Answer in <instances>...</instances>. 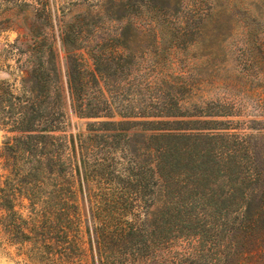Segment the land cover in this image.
<instances>
[{
    "label": "rangeland",
    "instance_id": "obj_1",
    "mask_svg": "<svg viewBox=\"0 0 264 264\" xmlns=\"http://www.w3.org/2000/svg\"><path fill=\"white\" fill-rule=\"evenodd\" d=\"M129 20L146 32L133 46V63L117 55L115 40ZM66 33L79 35L76 46L82 49L76 53L85 59L113 55L110 75L92 86L98 99L92 106L114 117L80 118L74 112L62 44ZM55 61L59 76L51 77L50 96L31 100L52 114L60 139L73 136L75 150L66 146L63 161L51 160L53 170L43 176H14L2 152L15 134L0 125V264H45L33 242L21 243L18 224L30 234L23 220H35L53 232L51 223L61 225L71 186L88 207L92 200L152 203L160 200L164 184L170 192L188 191L189 201L223 200L238 206L234 210L243 206L245 192L255 190L253 207L262 215L256 233L242 240L241 264H264V0H0V83L25 99L24 82L41 64L48 71ZM4 109L2 116L12 113ZM111 120L168 123H102ZM135 127L222 134L215 151L228 164L220 172L210 165L203 176L181 165L165 171L164 148L176 140L123 131ZM78 161L87 168L83 184L75 176ZM11 205L21 219L6 209ZM34 209L40 214L32 220Z\"/></svg>",
    "mask_w": 264,
    "mask_h": 264
},
{
    "label": "trees",
    "instance_id": "obj_2",
    "mask_svg": "<svg viewBox=\"0 0 264 264\" xmlns=\"http://www.w3.org/2000/svg\"><path fill=\"white\" fill-rule=\"evenodd\" d=\"M145 36L146 32L129 20L115 38L119 46L117 55L129 58L128 62L133 63V46L142 42ZM78 38L76 33H66L62 38L68 56L66 78L72 108L80 118L114 117L110 110L92 106L93 100H98L92 86H98L101 80L110 75L113 55H92L90 59H85L76 53L82 49L76 46ZM102 65L106 70L102 69ZM40 66L30 80L24 82L25 99L16 96L9 84L0 83V125L15 134L5 142L2 153L6 160L12 161L10 169L14 176L31 173L43 176L47 170H53L50 168L51 160L63 161L66 146L72 145L73 152L75 150L73 136L70 140L60 139L55 133L62 130L56 125L57 121L50 118L52 114L42 102L31 100L32 96L49 97L52 92L51 77L59 76L56 61L55 64L51 63L48 71H43L42 64ZM104 99L102 102H108L107 97ZM4 107L12 108V113L2 116L6 110ZM117 115L122 118L135 117L132 114ZM139 115L136 117H151ZM102 123L117 126L168 122L111 120ZM123 131L128 136L145 134L147 137L163 138L164 141L176 140L174 145L164 148L162 167L165 171L181 165V169H187L188 173L203 176L210 165L220 172L223 164H228L225 162V158H228L216 155L215 151L216 145L220 144L218 140L224 136L222 134L139 127ZM206 144L207 147L204 146ZM57 146L61 148L57 150ZM22 164H25V169H22ZM75 172L83 184V174L87 168L78 161ZM18 187H14V190ZM162 187L160 200L152 203L98 205L92 200L90 206L86 207L84 200L83 205L80 202L79 191L71 186L68 205L61 210V225L51 223L53 232L47 233V227L34 220L40 214L34 209L33 223L28 224L23 220L30 234L24 231L21 222L18 224L22 232L21 243L33 242L36 255L45 264H241L242 258H245V252L241 250L242 240L245 237L249 240L256 233L255 227L262 215L260 209L254 210L253 207L257 194L255 190L245 192L243 206L234 210L238 206H228L223 200L195 203L185 199L188 191L178 192V195L170 192L165 184ZM6 209L18 218L12 205ZM42 218L47 219V216L43 213Z\"/></svg>",
    "mask_w": 264,
    "mask_h": 264
}]
</instances>
